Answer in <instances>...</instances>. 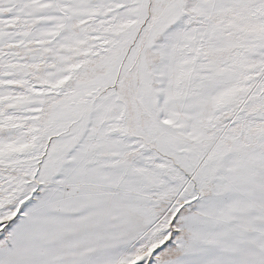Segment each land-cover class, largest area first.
Masks as SVG:
<instances>
[{
    "label": "snow or ice",
    "instance_id": "1",
    "mask_svg": "<svg viewBox=\"0 0 264 264\" xmlns=\"http://www.w3.org/2000/svg\"><path fill=\"white\" fill-rule=\"evenodd\" d=\"M0 264H264V0H0Z\"/></svg>",
    "mask_w": 264,
    "mask_h": 264
}]
</instances>
